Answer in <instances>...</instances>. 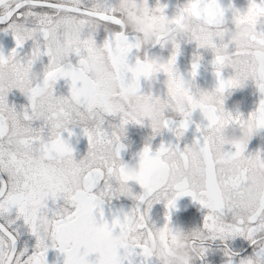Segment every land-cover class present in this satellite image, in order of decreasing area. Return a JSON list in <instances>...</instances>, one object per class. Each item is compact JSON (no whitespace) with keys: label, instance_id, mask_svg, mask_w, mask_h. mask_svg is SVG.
Returning <instances> with one entry per match:
<instances>
[{"label":"snow or ice","instance_id":"1","mask_svg":"<svg viewBox=\"0 0 264 264\" xmlns=\"http://www.w3.org/2000/svg\"><path fill=\"white\" fill-rule=\"evenodd\" d=\"M142 2L145 12H149L148 0ZM165 7L157 0L155 11L165 13ZM213 7L221 13L226 10L218 0H189L181 11H191L212 24L214 18L210 9ZM0 10V24L7 25L5 31L10 29L16 41V48L8 56L0 53V66L11 62L16 76L12 85L0 87V218L15 210V219L22 220L36 239L35 250L31 254H28L27 248L18 250L17 233L10 227L14 221L0 224V264H48L46 254L49 247L64 254V264H125V261L132 264L129 258L137 255L136 249H141L139 255L149 257L145 241L153 238V229L147 223L148 210L153 203L161 199L166 201L165 207L169 209L167 219L170 221L171 209L182 196H191L208 210L201 230L206 234V240L244 237L253 252L251 256L240 259L238 264H264V185L244 186L249 164L264 166V156L260 153L245 155L247 144H233L235 150L224 152L223 155L228 159L240 160V169L230 177H223L209 132L226 124L239 125L242 116L233 115L213 104L207 107L205 123L195 122L196 99L191 90L188 94L190 111L180 112L182 119L174 129L178 139L193 124L200 133L193 142L199 146L201 158L192 161L191 177L181 179L170 187L167 177L160 175V170L168 167L163 156L169 150H175L179 155V162L175 165L177 170L188 165V145L181 149L179 145L161 144L155 152L150 146H145L140 154L141 172L136 178L143 194L136 195L135 200L146 204V208L141 210L137 206L131 214L126 213L122 218L115 216L111 221L105 219L102 209L104 198L119 195L112 184L114 174L118 173L127 179L120 159L124 145L119 133L113 130L109 135L102 127L105 116L119 114L121 130L128 123L142 124L143 121L137 117V110L143 108L146 111L152 101L162 102L165 98L151 93L143 94L141 78L151 79L161 72L167 76L166 98L171 100L178 75L179 79H183L175 67L180 50L178 42H172L174 51L167 62L137 58L135 64L130 65L128 54L133 48L140 49L144 41L139 38L135 43L129 41L125 34L127 27L116 6L97 4L84 7L80 0H0ZM259 16H264V0H260V3L252 0L246 11V19L254 25L256 32L249 35L248 43L231 46L234 75L228 79L222 77L225 57L215 51L219 45L212 34L203 37L193 34L191 37L199 48H210L215 54L213 64L218 80L215 92L221 97L218 101L220 105L224 104L223 97L227 89L241 87L249 78L255 81L260 93L264 94V25L258 23ZM165 18L164 15L159 17L160 20ZM29 19L32 21L31 27L28 26ZM91 21L96 22V27L103 24L112 29L111 35L101 46L97 45L92 32L82 38L77 31L78 25ZM156 23L157 17L149 16L146 27H154ZM172 23L179 21L173 20ZM258 25L261 27L258 28ZM61 26L64 29L62 32ZM140 31L144 32V29ZM29 40L33 42L30 54L21 55L17 49H22ZM151 42L165 46L160 37H154ZM105 55L112 71L103 78H92L89 63L104 59ZM71 56L78 57L76 64L71 62ZM42 57H47L48 63L41 72H36L34 65ZM253 57L260 58L261 62L254 63ZM198 60L197 57V62L192 65L193 79L197 75ZM26 75L33 76L34 82L28 88H17L16 85L22 84ZM60 79L70 81L67 96L55 95V85ZM14 88L28 96L29 105L22 112H17L14 106L7 103V94ZM41 94L48 99L40 106V115L36 116V99ZM58 112L65 114L69 124L75 121L76 124L84 125L86 120L97 121L94 130L84 125L89 150L79 161L74 158L72 147L62 135L68 132L71 136L69 128L56 131L51 125ZM248 118L256 121L258 130L264 128V99L259 101L257 109ZM34 121L43 123L33 127ZM170 123L165 119L164 128L173 130ZM10 129L22 130V139L18 143L11 140ZM153 132H156L155 128ZM109 146L114 152L112 160L104 154L105 148ZM69 160L78 163L80 167L76 171L83 173V185L77 191L72 189L67 176L71 170L64 167ZM116 160L121 161L119 168ZM225 182L230 185L228 192L223 186ZM49 199L54 203L63 200L66 206L53 212L48 208ZM229 214L231 222L226 221ZM130 217H136V228L145 239L133 240L123 249L105 254L101 248L105 237L128 229ZM169 231V223L159 229V239L165 249L168 247ZM205 252L203 247L200 257ZM92 253H98L95 261L88 259ZM225 254L229 256V264H233L232 256L235 254L230 250H226Z\"/></svg>","mask_w":264,"mask_h":264},{"label":"flooded vegetation","instance_id":"2","mask_svg":"<svg viewBox=\"0 0 264 264\" xmlns=\"http://www.w3.org/2000/svg\"><path fill=\"white\" fill-rule=\"evenodd\" d=\"M86 7H91L93 2H99L105 7L116 6L119 0H84ZM189 0H159L161 5H165V15L172 17L177 11L182 9L188 4ZM221 6L226 11V19L228 26L231 24V10L236 9L239 12L247 11L252 0H218ZM260 3V0H256ZM148 6L155 8L157 6V0H148ZM2 12V10H0ZM28 26H32V21L29 19ZM7 25L0 24V53L4 56H8L12 49L16 48V41L14 39L12 31L9 29L5 31ZM261 26L258 25V28ZM119 30V29H115ZM89 32H92L93 38L96 40L98 46L103 44V41L107 39L112 32L106 25L101 24L95 30H86L82 35V38H86ZM125 34L128 36L129 41L135 43L136 39H142V33H137L131 30H126ZM178 43L180 44L179 54L176 60V70L185 80H192L198 88H206L209 90L218 87V80L215 75V66L213 61L215 54L210 48H199L195 40L189 35L178 37ZM33 42L31 40L26 41L22 49H17L21 55L30 54ZM174 49L172 44L161 47L160 44L149 42L143 44L140 49L133 48L128 54V63L134 65L137 58L154 59L157 62L164 63L171 57ZM199 58V67L196 69L197 75L193 79L192 65L197 62ZM70 60L73 64H76L78 57L71 56ZM48 63L47 57H42L34 65V71L41 72L43 67ZM130 75V74H129ZM234 75V70L229 67L223 70L222 77L228 79ZM167 76L161 72L155 76V80L152 86L149 87L148 81L141 78V92L143 94L151 93L153 96H160L162 99L166 98L167 85L165 81ZM70 81L60 79L55 85V95L67 96L69 94ZM264 99V94L260 93L256 87V83L252 78L247 79L241 87L227 89L224 93V108L226 112H231L233 115H240L243 118H247L252 112H254L259 101ZM7 103L10 106H14L17 112H22L25 107L29 105L28 96L21 93L19 89H12L7 94ZM165 118L169 120L170 128L173 130L165 129L159 134L154 133L150 122L145 119L142 124L128 123L124 126V136L121 143L124 148L121 150L120 159L123 163L134 165L137 164L145 146H150L152 151L155 152L161 144L165 146L179 145L181 149L185 145L191 144L195 139L200 136V133L196 131L195 124L190 125L188 130L184 133L183 137L177 138L175 134V127L178 126L182 117L173 112L171 109L166 110ZM193 119L198 121L199 114L194 113ZM43 122L34 121L33 127H39ZM120 125V115L105 116V122L102 125L104 130L111 135V132L115 127ZM69 130L72 135L69 136L68 132L62 133L63 138L73 149L74 158L79 161L84 158L89 150V144L87 136L84 134V125L69 124ZM47 135V129L45 130ZM232 145H225L224 151H234ZM260 153L264 156V128L259 129L249 140L245 155H255ZM113 187H116V182H112ZM133 192L135 195L143 194V189L138 185L132 184ZM48 208L53 212L65 207L63 200H58L55 203L49 199ZM166 201L161 199L159 202L153 203L151 209L148 210V226L152 229H161L166 223L175 230H181L184 232L201 231L203 229L204 217L207 215L208 210L203 208L197 201H194L191 196H182L176 200L175 207L171 209L170 221L167 219L169 209L165 207ZM139 206L141 210L146 208V204L141 203L138 200H133L128 197L115 195L112 198L105 197L102 209L104 211L105 219L111 221L115 216L123 217L124 214H131L134 207ZM51 215V212H49ZM16 212L12 211L6 217L0 218V224H7L8 221H14L10 225L11 229L17 233V249L22 250L27 248L28 254H31L35 250L36 239L31 235L30 231L23 225L22 220H16ZM231 214L226 217L227 222H231ZM204 247L206 252L203 257H197L193 261V264H229V256L226 255V250H230L235 255L232 256L233 264H238L240 259H244L252 255L253 249L244 237L235 236L227 240L220 239H208L205 241ZM137 255L130 258H136L139 264H159L155 258H145L139 255L141 249L135 250ZM48 264H64L65 256L58 249L49 247L46 254ZM98 258V253H92L88 259L95 261ZM134 261V260H133Z\"/></svg>","mask_w":264,"mask_h":264},{"label":"clouds","instance_id":"3","mask_svg":"<svg viewBox=\"0 0 264 264\" xmlns=\"http://www.w3.org/2000/svg\"><path fill=\"white\" fill-rule=\"evenodd\" d=\"M80 4L84 7V0H80ZM101 4L99 2H93L92 6ZM102 5V4H101ZM91 6V7H92ZM117 11L121 14L124 24L128 30L142 33V40L144 44H148L154 37L162 38L164 45L172 44V42H178V37L193 34L198 36H207L212 34L214 39L218 43V48L215 50L219 55L225 57V68H229L232 65L231 59V46L244 45L248 43V37L250 34L256 32V28L252 23L247 22L246 11L236 12L231 10V24L228 26L226 19V11L221 13L216 8H211L210 11L214 18V23L209 24L203 17H197L193 12H183L181 9L177 11L172 17L165 15V13H157L155 8H150L149 12H145V5L142 0H119L116 5ZM156 16L157 23L154 27H146V20L149 16ZM164 15L166 18L160 20L159 17ZM173 20H178L179 23H172ZM258 23L264 25V16L257 18ZM243 21V22H242ZM100 26V25H99ZM96 22L91 21L89 23L78 25L77 31L80 35H83L86 30H95ZM144 32H141V29ZM63 26L60 31L62 32ZM213 51V50H212ZM254 63L261 62L260 58L253 57ZM91 77L94 79L103 78L109 74L112 69L110 62L107 61L106 55L104 59H95L88 65ZM34 77L26 75L22 84H17L16 87L28 88L31 83L34 82ZM16 80L15 73L11 62L4 66H0V87L7 88L12 85ZM155 76L148 81L149 87L152 86ZM166 85L168 80L165 81ZM191 90V94L196 99L195 113L199 114V120L195 122L204 124L207 116V107L215 104L218 108L225 111L224 104L220 105L218 101L221 97L215 92V89L209 90L206 88H198L192 80L179 79V75L176 81L174 92L171 100L165 98L162 102L152 101L149 104L147 110L139 108L137 110V117L144 121L147 119L150 122L152 130L155 128L157 134L165 130L164 120L166 110L171 109L173 112H189L188 107V94ZM224 98V97H223ZM47 96L41 94L36 99L37 112L36 116L40 115V106L47 102ZM74 107V105H73ZM99 117V112L96 113ZM191 120L192 117H189ZM96 120H86L84 125L94 130L96 126ZM76 124L73 121V125ZM51 125L56 131H61L68 127L69 120L63 113H56L54 119L51 121ZM114 130L119 133L120 140L124 136V129L115 127ZM258 131L257 124L254 119L243 118L239 125H223L218 129H214L209 132L213 141V147L217 150L219 158V168L223 177H230L236 174L241 165V161L237 159H228L224 157L223 153L225 145L248 144L250 138ZM10 138L13 143H18L22 139L21 129H10ZM184 136V135H183ZM182 136V137H183ZM104 154L109 160L114 159V152L109 146L105 148ZM187 155L189 157V163L185 167L176 169L175 165L179 162V155L175 150H169L164 153L163 159L168 164L167 168L160 170V175L167 177L169 186L171 187L175 183H178L181 179L190 178L193 173L192 161H199L201 158L200 148L197 144L192 142L188 145ZM121 161L116 160L117 168H119ZM125 169V177H120L118 173L114 174L113 181L116 182V191L120 196L128 197L135 200V194L133 192L132 184L136 182V178L141 172L140 158L137 164L130 165L123 163ZM64 167L70 169L67 172L68 179L71 183V187L74 191L79 190L83 185V173L76 171L80 165L72 161H66ZM264 185V166H260L256 163H250L248 168V175L245 183V188L252 187L254 185ZM225 191L230 190V185L224 183ZM138 221L136 217H130L128 220L129 228L124 231L111 233L105 237L101 248L107 254L108 252L116 249H123L125 246L130 245L133 240H144L143 233L137 230L136 225ZM206 234L202 231L184 232L181 230H173L170 227L168 235V247L164 248L161 240L159 239V229H153V238L147 239L146 246L149 253V258H155L159 261V264H193L195 258L201 256V250L205 244Z\"/></svg>","mask_w":264,"mask_h":264},{"label":"water","instance_id":"4","mask_svg":"<svg viewBox=\"0 0 264 264\" xmlns=\"http://www.w3.org/2000/svg\"><path fill=\"white\" fill-rule=\"evenodd\" d=\"M132 260V264H139L137 261H136V258L132 259V258H129ZM134 260V261H133ZM125 264H127V261H125Z\"/></svg>","mask_w":264,"mask_h":264}]
</instances>
